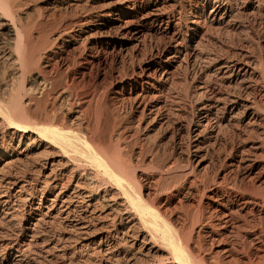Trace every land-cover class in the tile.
<instances>
[{"label": "bare ground", "instance_id": "bare-ground-1", "mask_svg": "<svg viewBox=\"0 0 264 264\" xmlns=\"http://www.w3.org/2000/svg\"><path fill=\"white\" fill-rule=\"evenodd\" d=\"M36 1L0 0V59L16 66L22 77L12 84L11 81V85L6 80L7 83L0 87V165L3 164L0 167V217L7 224H18L20 234L17 237L0 235V254L7 256L0 257V264H27V259L37 262L39 250L47 255L52 254V250L57 251L58 257L63 255L71 263L93 244L96 245L93 249L103 254L97 261L99 264H264V126L261 134L254 129L264 124V104L259 106L255 97L258 90V95L264 99V61L257 60L248 52L232 55L230 52L222 53L223 49L206 51L201 43L205 36L201 30L202 18L208 8L207 17L216 22L218 30L236 27L231 0H189L190 5L196 4L189 13L186 0H121L120 14L115 19L123 23L117 26L118 35L123 40L124 36L145 37L157 27L161 38L170 41L167 50L172 52L171 55L157 63L164 83H169L176 59L183 56L187 67L183 82H189L188 77L191 76L190 82L195 89L192 96L201 104L197 126L202 130L192 129L184 123H180L178 128L182 133L180 137L195 138L194 151L201 147V143L204 144L201 140L204 134L215 139L212 143L218 142L227 127H240L241 117L253 111L247 122L248 130L243 127L244 135L240 134L241 131H232V145L224 149L230 162L223 161L220 170L227 165L230 171L221 179L219 175L211 179L196 176L189 181L196 190V203L192 207L191 221V210L182 209L186 217L182 216L188 217L189 223L185 219L178 226L171 211L161 208L155 199L147 198L142 176L137 173L140 164L134 162L141 153H130L127 142L122 138L124 136L117 132L116 124L112 123L110 136L104 133L105 112L100 99L94 103L79 97V94L72 96L63 92L52 108L34 105V109L30 105L28 93L42 94L51 88V81L43 78V82H39L41 87L34 89L26 83L24 76L38 66L43 53L56 40H88L92 36L89 34L92 26H95L96 34L111 26L109 19L107 22V18L102 20L99 14L92 13L93 7L90 6L93 5L87 2L53 0L50 4L57 8L64 6L65 13L58 15L54 11L51 27L48 30L44 28L37 36L34 28L24 23L30 3ZM258 3L261 6L264 0H258ZM186 12L190 17V24L186 26L188 35L191 33L190 40L185 35L187 31L182 29ZM39 16L44 17L42 13ZM219 33L221 35L222 32ZM87 34L89 36H85ZM111 34L109 31L101 37L114 38ZM198 36L201 40L197 39ZM214 65L217 66L211 71ZM259 83L261 88L257 87ZM147 96L143 89L134 91L130 98L138 106L146 103ZM183 100L179 97L177 102ZM173 109L166 101L154 105L146 103L142 115H153L151 120H157L159 127L167 126L173 121ZM228 115L230 117L225 124ZM254 139L260 141L249 148L241 146L251 140L254 142ZM23 157L39 167V171H35L42 175L44 181L35 178L38 173L37 176L30 173L25 177L4 172L5 168L11 169V165L23 162ZM191 163L187 161V165ZM197 163L202 164L200 160ZM178 166L181 164L175 168ZM155 170L157 173L160 171ZM235 170L243 174L248 183L232 177L231 172ZM170 171L173 169L166 172ZM163 178L159 176L153 182L160 183ZM4 184H7L6 191L2 188ZM170 184L167 182L161 190L169 191L172 188ZM12 189L18 190L19 197L14 199ZM27 202L26 209L21 210V204L24 208ZM56 221L65 228L63 232L59 230L51 238L45 236L42 239L44 244H40L37 235L41 233L42 225L55 224ZM3 224L0 234L5 233ZM203 232L211 246H215L213 253L209 254L205 249ZM153 251L160 253V257L154 258Z\"/></svg>", "mask_w": 264, "mask_h": 264}, {"label": "rangeland", "instance_id": "rangeland-1", "mask_svg": "<svg viewBox=\"0 0 264 264\" xmlns=\"http://www.w3.org/2000/svg\"><path fill=\"white\" fill-rule=\"evenodd\" d=\"M52 1L53 0H37L36 3L33 2L34 4L30 3L28 7L29 12L24 19V23L29 24V26H32V28H34L33 30L36 35L41 30H44V28L45 30H48L51 27L50 25L53 21L52 16H54L52 14H54L55 12H56L55 14L58 15L60 14L62 15V13L63 14L65 13L64 6H62L61 8H57L50 4V2ZM69 1L75 2V0H69ZM186 2H188L186 4L188 6L187 12L189 13L191 8H195L196 4L192 3V5H190L191 3L189 2V0H186ZM82 3L93 5L90 6L91 8L92 7L94 8V9L92 8L91 10L92 13L99 14L102 20L104 18H107L106 20L107 22H109L108 21L109 19L111 26L107 28H103L100 31L102 32L101 34L100 33L96 34L97 30L95 29V26H92L90 29L93 32L91 31L89 34H92L93 37L91 36L92 38L90 37L88 40L84 39L85 41L75 40L70 42L68 39L65 38L56 40L55 44L45 53H43L44 56H42L38 66H35L33 69H31V71L29 70L25 74L26 76H24L26 83H29V86H31V88L34 89L35 87L36 88L41 87V84L39 82H43V78L48 80V82L51 81L50 82L51 88L49 87L45 89L43 91L44 94L42 93L37 95L33 91L29 92L30 94L28 93V99H30V103H31L30 105L32 106V108L34 107V105L35 107L38 105L37 108H44V107L52 108L53 103L57 102L58 96L63 94V92H66V94L67 92L71 93L72 96L79 94L78 95L79 97L85 98V100H89V101L91 100V102L94 103L96 100L100 99L101 102L103 103L104 112H105L104 133L106 134V136L107 137L110 136L111 134L110 132L112 131L114 124H116L117 132L122 136H124L122 138L123 140L124 139L126 140V141L124 140V142L125 143L127 142L126 143L128 146L127 149L130 150V153L132 151L135 153L138 152L141 153V155L136 156L134 162L136 161L138 165L140 164V168H138L139 171L137 170V173L139 176H142L141 182L142 185L146 188L145 193L147 195V198L150 199L151 201H154L153 199H155L157 205H159L163 209H166L167 212L169 211V213L172 212L171 216L173 218V221L174 222L176 221L175 224L177 226L184 223L183 220L185 221L186 219L185 218L186 216L183 215L184 210L182 211V209H185L186 211L191 210L189 212V214L191 215L189 219L191 221L192 212H193L192 210L194 209L192 207H194L196 203L195 194H194L196 190L193 188L190 182L192 181V179L194 180L196 176L197 177L201 176L200 178H204L202 176H205V178L211 179V177L215 178L216 175H219L220 177L219 179H221L223 177V174H226L227 172L230 171V167H228L227 165H225L226 167L223 168V170H220V164L222 165L223 161L230 162L229 160L230 158L227 155L228 152L224 149L226 147L229 149L232 145L231 144L232 141L230 140V134L232 133V131H237V132L241 131L240 134L244 135L243 127L247 128L248 130L249 127L247 126V122L251 117L253 111L250 110L248 113L245 114V116L241 117L240 127H235V129L234 128L231 129V127H227L225 129L226 133L224 135L219 136L220 139L218 142L212 143V140L214 142L215 139H213V137H209L210 136L209 134H208L209 136L208 135L206 136V134H204L203 136L204 138L201 139L202 141H204V144L201 143L200 144L201 147L197 151H194L195 150L194 144H196V142L194 141L195 138L193 140H190L186 137L185 138L180 137L182 133H180L178 128L180 123H184L189 127L192 126V129L199 128L197 126L199 120L198 111L201 109L200 108L201 104L199 103V101L192 96L194 94L195 89L193 83L191 84L190 82L191 76L188 77L189 82H183L187 70L186 62L182 60L183 56L177 58L178 60L176 59V62L174 63V67L171 69L172 77L169 83H164L160 79V75L162 71L159 72L157 70V66H158L157 63H161L162 61H164V59H166L167 56H170L172 52L170 50H167V47L170 45V41L168 39L161 38L162 36L161 34L158 33L157 27L154 30H151L150 33H148L149 35L147 34L145 37L141 36L138 37L139 38L138 39L137 37L130 36L126 38V36H124L125 38L123 40V37L118 35V30H117L118 29L117 26L123 23H121V21L115 20L119 17L118 15L120 14L121 7H119L120 5L119 3H121V0H82ZM259 3L258 0H231V5H233V13L236 18V27L234 29L233 28L228 29V27L225 28L223 27L218 30V28L215 27L216 22H213L212 20H210V18L207 17V14L209 12V8H208L205 15L202 18V21L204 23L201 25L202 26L201 30L204 31L203 33H205V36L203 37V40H201L199 36L197 37V39L201 40L202 45L204 44L203 45L204 49L206 51H208L209 49L211 50L216 49L215 51H217L218 49L221 50L223 49L222 53L230 52V54L233 53L232 55L240 51L248 52L251 55L253 54V56L257 60L261 59L264 61V3L261 6ZM187 12L185 14L187 18L185 16L183 18V20H185L184 23L182 24L183 31H187L186 26L190 24L189 21L190 17ZM41 13L43 14L44 17L39 16ZM102 20L100 22H104ZM210 27H212L211 28L212 30L210 29ZM109 31L110 33H112L111 35L114 36V38L103 39L101 35H104ZM218 31L222 32L221 33L222 36ZM224 31L226 32V34H224L225 33ZM183 33L185 34V32ZM185 35L186 36L188 35V31L186 32ZM85 36H89V35L87 34ZM189 37H191L190 32L188 38ZM188 44L195 45L194 42L193 43L188 42ZM1 61H0V77H1L0 87L1 86L3 87V84L4 82H6V80L7 82L9 81L8 84H10L11 81H12L11 84L14 83V81H17V78L18 80L19 79L22 80V77L18 74V68L16 66L14 67V65L8 61L4 63L3 59ZM7 63H9V65ZM10 64L13 66L11 67ZM216 66L217 65H214L211 68L212 69L211 71H214ZM188 69L190 73V68ZM260 84L261 83L257 85L258 88H261ZM143 89L148 94L147 98L149 100L148 99L146 100L147 105H151V103L152 105H154L156 103H163L166 101V103H168L171 109L174 108L173 110H171V112L174 113L173 116L171 117V120H173L172 123H170L171 125L169 124H167V126L160 125L159 127V122L157 120H153L154 122L151 120V117L153 115H148L143 117L142 109L145 107L146 103L142 102L145 105L140 104L136 106L130 98L134 91L141 92L143 91ZM259 93L260 91L257 90L255 97H257L260 104L259 106H261L264 104V99L258 95ZM46 96L49 98H47ZM177 96L183 97L184 100L178 103L177 101L179 97ZM139 117H141L142 119L140 120ZM229 117L230 116L228 115L227 119L225 120L226 122L225 124H227ZM263 126L264 124L261 123V126H256L254 127V129L258 130V134H259ZM118 129H120V131ZM200 130H202V128ZM1 137L2 136L0 135V138ZM257 141L260 140L254 139V142L251 140L248 143L241 144V146H243L244 148H249L250 146L254 145V143H257ZM16 142H18V139L16 140ZM24 160L23 162L21 161L17 165L16 164L11 165L10 166L11 169H9V167L8 169L5 168L4 172L6 173L14 172L12 175L18 174L19 176H25V177L27 176L29 177L33 173L32 175L37 176L38 172H36L35 170L39 171V167L38 166L35 167L36 164L30 159H29L30 161L28 159L26 160V158H24ZM199 160L200 163H202L201 165L200 164L197 165L198 164L197 162H199ZM187 161H192V163L187 165ZM180 164L181 166L180 167L178 166L179 168L178 167L175 168V166ZM2 165L3 164H1L0 167H2ZM161 168L163 169V171H161L162 170ZM171 168L173 169V171L166 172ZM155 169H157V171L161 169L160 170L161 172L159 171L158 173L159 174L162 173V175H159ZM231 175L232 177H238L241 181L245 183L246 182L248 183L249 181L248 179L245 178V176H243V174L237 173L236 170L232 171ZM157 176L158 177L161 176V178L164 177L163 181H161L160 183L157 181L153 182L154 179H158ZM35 178L41 179L40 180L41 182L43 180L42 175L40 176L39 173L38 176ZM167 182L172 183L170 184V187L172 186L173 189L171 188L169 191L161 190V186L164 187ZM4 186L2 188L3 190L6 191V189L4 188L7 187V184H4ZM158 186L160 187V189ZM12 191H13L14 199L19 197L17 189H12ZM158 193L160 196L158 195ZM39 198L40 197L38 196V198L36 199L37 203L39 202ZM27 204L28 202L24 205V208L22 207L23 205L21 204V210L24 211V209H26L25 207ZM182 215L185 217L183 218ZM0 218H1L0 227L2 226L1 224L4 223L3 224V227L5 228L4 231L7 234L6 235L3 232L0 235H5V236L12 235V237L13 236L17 237L18 235H20L17 231L19 230V226L17 223H16L17 225L15 224L12 225V223L9 222L7 224L6 223L7 221H5L3 217ZM189 219L187 217L186 219V222L188 221L187 223H189ZM60 224H61L60 221H56L55 224L54 223L52 224L48 223V225L47 223L43 224L41 227L42 229L40 228L41 230H39V233L40 231L41 233L37 235V238H40L39 243L40 242L43 243L42 239L45 236L51 238L52 236H54L53 235L54 233L60 231L63 232L62 230H64L65 228H63L62 225L60 226ZM203 233L204 234L202 235L203 236L202 239L204 241L203 242L204 246L206 245L205 249L209 254L213 253L215 246H211V244L209 243L210 240H208L209 238L207 237V235H205V232ZM55 236L57 237L58 235ZM61 244L64 243L61 242ZM65 245L67 247V243H65ZM93 248H96V245L93 244L90 247L86 248L85 250L83 249L85 252L83 251L84 253L81 256L78 255L77 259L72 260L71 263L99 264L97 261H99L102 258L103 254L97 252V250H94ZM37 252L40 253L38 257L35 256L36 258L40 259V260L37 259L38 263L34 262L33 260L27 259V264H49V263L71 264L70 262L66 261L68 259H66L63 255H59L58 257L56 253L57 251L52 250V254L49 255L45 254L44 252H41L40 250ZM153 253L155 254L154 258L157 259L158 257H160L159 256L160 253L158 254L155 251H153ZM42 255H44L45 257ZM0 257L7 258V256L4 255L3 253L0 254Z\"/></svg>", "mask_w": 264, "mask_h": 264}]
</instances>
